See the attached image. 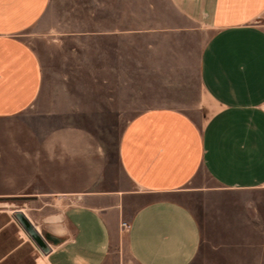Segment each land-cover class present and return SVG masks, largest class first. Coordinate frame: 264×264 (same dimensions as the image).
<instances>
[{"label": "crops", "instance_id": "0c3cea01", "mask_svg": "<svg viewBox=\"0 0 264 264\" xmlns=\"http://www.w3.org/2000/svg\"><path fill=\"white\" fill-rule=\"evenodd\" d=\"M127 3V26L86 37L52 28L54 0H0V203H60L45 264H110L124 220L134 264H195L203 229L184 197L264 188V0ZM173 90L194 101L155 96ZM205 98V122L176 107ZM121 105L146 108L116 174L75 122Z\"/></svg>", "mask_w": 264, "mask_h": 264}, {"label": "rangeland", "instance_id": "374dc122", "mask_svg": "<svg viewBox=\"0 0 264 264\" xmlns=\"http://www.w3.org/2000/svg\"><path fill=\"white\" fill-rule=\"evenodd\" d=\"M128 1L54 0L55 25H52V28H56L58 33L77 32L86 34V37H113L115 25L118 28L128 25V18L116 20V13L118 12V16L124 14ZM26 38L34 43L38 37ZM142 61L144 62V59ZM138 76L139 80L144 79V75ZM194 85L197 86V81ZM155 96L168 97L167 100L170 101H194L189 92L185 94L179 90L169 91L166 95L155 91ZM205 102L207 105L203 110L192 104L176 107L185 109L205 122L216 110L206 98ZM142 108L146 106H107L101 108V122H75L94 127L99 133L110 167L116 174L119 171L120 137L128 120ZM68 123L69 121L58 122L59 125ZM184 201L195 212L203 229L201 249L195 264H264V188L191 192L184 197ZM60 209V203L56 202H23L15 199L0 203V264H45L46 254L18 218H24L25 214L38 229L43 241L54 248L58 245L55 236L61 221L52 215L60 212ZM123 222H126L127 226H121L119 241L110 255V264H134L127 245L130 220Z\"/></svg>", "mask_w": 264, "mask_h": 264}, {"label": "water", "instance_id": "95a60500", "mask_svg": "<svg viewBox=\"0 0 264 264\" xmlns=\"http://www.w3.org/2000/svg\"><path fill=\"white\" fill-rule=\"evenodd\" d=\"M20 215V214H19ZM23 215V214H22ZM25 216H19V221L22 224V226L25 228V230L28 232V234L31 236V238L37 243V245L41 248V250L47 255L51 252L52 248L49 244L45 243L41 236L39 235L38 229L31 223L29 218Z\"/></svg>", "mask_w": 264, "mask_h": 264}, {"label": "built area", "instance_id": "2783aa9c", "mask_svg": "<svg viewBox=\"0 0 264 264\" xmlns=\"http://www.w3.org/2000/svg\"><path fill=\"white\" fill-rule=\"evenodd\" d=\"M127 226V223L126 222H122V227H125Z\"/></svg>", "mask_w": 264, "mask_h": 264}]
</instances>
